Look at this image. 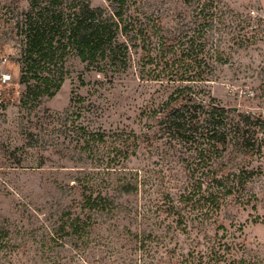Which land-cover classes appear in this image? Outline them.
I'll return each mask as SVG.
<instances>
[{
    "label": "rangeland",
    "instance_id": "rangeland-1",
    "mask_svg": "<svg viewBox=\"0 0 264 264\" xmlns=\"http://www.w3.org/2000/svg\"><path fill=\"white\" fill-rule=\"evenodd\" d=\"M221 1L215 12H224L222 19L217 17L213 29L198 35L201 39L196 47L205 41L209 52L219 50L224 61L214 64L213 80L199 86L203 95L215 98L227 109L264 120V0ZM142 2V10L153 13L167 33L176 34L189 23L195 25V10L184 0ZM29 6V0H0V56L8 58L7 66L14 76L12 83L0 85V264H264V150L261 156L248 158L249 166L259 170L249 183V192L256 196L253 203L244 210L237 205L228 208L217 217L227 231L211 227L209 217L204 226L189 221L185 232L169 211L151 214L158 206L188 195L201 173L192 165L194 159L200 162L197 153L158 133L153 112L172 87L162 85L161 80L140 78L137 69L118 75L112 82L93 84L103 75L84 71V64L72 57L67 63L69 76L60 90L41 97L35 109L29 110L20 101L25 86L20 83L22 37L18 29ZM81 73L91 82L87 86H79ZM75 90L95 101L98 115L94 124L111 135L109 143L96 150L98 155L113 152L111 140L118 138L119 142L122 137L114 132L140 136V147L129 165L138 170V196L137 191L122 193L114 181L108 193L115 197L117 209L112 215L100 212L92 216L98 227L83 237L68 235L69 227L64 229L69 218L94 215L84 206L82 190L71 186L76 175L71 166L80 160L81 152L71 145L72 150L68 149L61 122H49L53 119L50 110L64 112L70 107ZM31 131L49 141L48 145H30L27 134ZM53 140L60 141L57 147L49 145ZM42 161L45 166H39ZM239 164L240 160H232L228 167L234 171ZM119 177L114 179L119 181ZM254 203L256 209L251 208ZM144 205L151 214L147 219L157 216L165 220L159 229L152 225L153 220L142 223ZM188 215L197 220V212L188 214L185 210ZM51 228L57 230V236ZM138 233L151 237L138 246L140 240L134 236ZM225 243L239 245L228 248Z\"/></svg>",
    "mask_w": 264,
    "mask_h": 264
},
{
    "label": "trees",
    "instance_id": "trees-1",
    "mask_svg": "<svg viewBox=\"0 0 264 264\" xmlns=\"http://www.w3.org/2000/svg\"><path fill=\"white\" fill-rule=\"evenodd\" d=\"M29 1V9L23 13L18 26L22 37L20 83L25 86L20 99L22 105L33 110L41 97L55 95L69 76L67 63L72 57L84 64V71L103 75V79L97 78L93 84L102 85L104 80L112 82L118 75L127 74L132 69H137L142 79L161 80L162 85L167 83L172 87L171 91L153 112L158 133L193 154L197 153L200 162L196 163L194 159L192 165L201 173L188 195L182 194L166 202L167 206H158L151 214L169 211L176 215L174 220L185 232L190 227L189 221L204 226L209 217L211 227L214 225L217 230L227 231L225 223L217 217L236 205L242 210L247 209L256 198L249 192V183L259 170L249 166L248 158L263 153L264 120L251 113L240 114L235 109H227L216 103L215 98L203 95L199 86L213 80L214 64L224 61L218 55L219 50L212 48L209 52L205 41L196 47L201 39L198 35L206 29H213L217 17L222 19L224 12H215L222 6V1L184 0L195 10V25L189 23L176 34L167 33L169 30L153 13L142 10L143 0H103L98 4L95 0ZM79 81L80 87L91 83L83 73ZM196 87L201 89L196 90ZM95 104L75 90L67 110L53 112L49 109V115L53 117L50 124L58 121L63 126L61 132L68 140H63L64 144H69V150L79 149L81 152L80 160L71 166L76 171L71 186L82 190L84 206L94 211V215L76 216L72 220L69 218V222L65 220L64 229H70L68 235L78 233V237L88 236L98 227L92 216L100 212L112 215L117 209L115 197L108 193L113 184H120L122 193L137 191L135 196H138V185L135 186L138 183L135 172L138 170H131L129 165L140 147V136L134 132L130 135L114 132L122 137L119 142L118 138L115 142L111 140L113 152L98 155L96 150L108 144L111 135L94 124L98 115ZM27 135L30 145H48L49 141L41 139L39 133L31 131ZM59 142L53 140L49 145L57 147ZM82 155L90 162H84ZM236 159L240 164L232 171L228 163ZM45 163L42 161L39 166H45ZM115 175H120L119 181L114 179ZM144 199L147 203V198ZM147 207L142 206V223L153 220L152 225L159 229L165 220H158L160 217L157 216L147 219L151 216L146 213ZM251 208L256 209V204ZM185 210L188 214L197 212V220L185 216ZM137 223H140L139 217ZM242 224L240 229L244 232L245 225ZM51 231L57 236L56 229L51 228ZM134 236L140 240L138 246L145 238L151 237L146 233ZM233 244L239 245L225 243V246L232 248Z\"/></svg>",
    "mask_w": 264,
    "mask_h": 264
},
{
    "label": "built area",
    "instance_id": "built-area-1",
    "mask_svg": "<svg viewBox=\"0 0 264 264\" xmlns=\"http://www.w3.org/2000/svg\"><path fill=\"white\" fill-rule=\"evenodd\" d=\"M8 58L0 56V85L10 84L14 80L12 71L7 66Z\"/></svg>",
    "mask_w": 264,
    "mask_h": 264
}]
</instances>
